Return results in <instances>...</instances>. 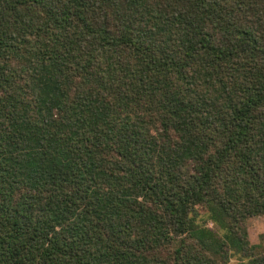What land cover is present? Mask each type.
Returning a JSON list of instances; mask_svg holds the SVG:
<instances>
[{"label":"trees","instance_id":"1","mask_svg":"<svg viewBox=\"0 0 264 264\" xmlns=\"http://www.w3.org/2000/svg\"><path fill=\"white\" fill-rule=\"evenodd\" d=\"M261 214L264 0H0V264H264Z\"/></svg>","mask_w":264,"mask_h":264},{"label":"rangeland","instance_id":"2","mask_svg":"<svg viewBox=\"0 0 264 264\" xmlns=\"http://www.w3.org/2000/svg\"><path fill=\"white\" fill-rule=\"evenodd\" d=\"M202 214V220L206 217V210L204 207H200ZM209 225H213L212 222ZM249 238L251 242L256 243L260 239V235L264 233V214L259 216L250 217L247 222Z\"/></svg>","mask_w":264,"mask_h":264}]
</instances>
